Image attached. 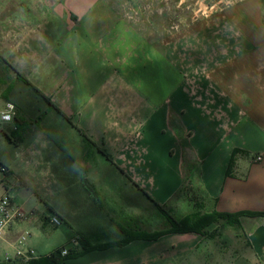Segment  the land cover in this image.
<instances>
[{"label": "crops", "instance_id": "crops-1", "mask_svg": "<svg viewBox=\"0 0 264 264\" xmlns=\"http://www.w3.org/2000/svg\"><path fill=\"white\" fill-rule=\"evenodd\" d=\"M141 1L0 0L5 57L14 59L17 70L25 68L22 74L67 118L45 109L46 116L24 129L25 141L15 149L35 152L39 164L46 162L42 174L46 188L53 180L50 197L72 198V186H78L76 196L88 203L52 202L62 224L47 220L39 226V244L31 233L26 248L37 256L31 261L66 247L70 255L60 264H233L236 254L245 264H264V217H242L240 226L214 224L207 230L213 237H140L169 228L155 220L156 208L144 193L160 205L178 207L186 197L173 198L185 186L203 213H264V0H242L241 8L215 18L216 27L187 24L174 32L168 25L155 27ZM39 4L49 7L43 19ZM128 5L132 14L125 13ZM39 20L45 23L41 36ZM30 130L35 132L28 141ZM77 159L84 160L78 172ZM56 161L68 166L69 172L57 176L69 182L64 187L54 181L55 168L47 167ZM105 179L116 182L112 189ZM196 180L197 198L191 196ZM97 212L106 220L86 221ZM24 223L0 240V262L25 231ZM222 227L232 233L228 242ZM220 241L242 242L247 253ZM104 245L109 247L96 249Z\"/></svg>", "mask_w": 264, "mask_h": 264}, {"label": "rangeland", "instance_id": "rangeland-1", "mask_svg": "<svg viewBox=\"0 0 264 264\" xmlns=\"http://www.w3.org/2000/svg\"><path fill=\"white\" fill-rule=\"evenodd\" d=\"M242 0H142L141 1V8L144 7L145 11L143 13H146L148 16V12H152L150 14V22H155V27H163V25H168V27L171 29L172 32L181 30L183 28V25L189 27H195L196 24H201L202 28L208 29L212 27L217 26L218 20H215V18L219 16L221 18L220 20H223V18H226L228 16V12L231 9H238L242 7ZM48 6L39 4V17L43 19V16L46 15V8ZM49 8V7H48ZM125 13L126 14H132L131 7L125 6ZM208 16V17H206ZM165 20V21H163ZM145 25H148V22L145 20ZM44 20H39V36L42 35V30L44 29ZM221 25V24H220ZM184 26V27H185ZM151 27V26H148ZM238 27V26H237ZM4 40H1L0 43V53L5 56H9V54L4 53ZM13 57V56H12ZM6 58V57H5ZM7 59V58H6ZM8 60V59H7ZM11 63L14 62V59L9 60ZM18 64H22L21 62H18ZM23 67H20L18 69L19 71H23L26 73V69H22ZM20 71V72H21ZM22 73V72H21ZM16 86V96L15 94L13 96L9 95L8 89L10 87ZM18 87L22 88L25 92L24 97H29L31 100H34L32 103L31 108H28L30 110H27L26 114L29 116V120H32L31 122L38 123V120L36 119L38 114L43 113V111H46L45 109H48L46 107V104L40 100L35 94H33L30 90L26 88L22 83H19L16 79V74L13 72L7 65L0 63V105H4L6 102H14L12 100H17L18 98ZM35 101L39 104H36ZM52 116V115H51ZM34 124V123H33ZM40 125V123H39ZM52 125V123H51ZM11 128L13 125L10 126ZM40 128V127H39ZM40 131V130H39ZM35 132V131H34ZM33 130L29 131L26 136V140H30L32 136L34 135ZM27 141V142H28ZM183 145V144H182ZM181 145V146H182ZM53 147V144H50V149ZM63 148V146H61ZM41 149V148H39ZM65 149V146H64ZM88 150V148H87ZM92 150V149H90ZM4 151V152H3ZM9 151V152H8ZM76 152V150L72 151ZM0 153H4L6 158L1 156L0 158L2 161H5L7 165L10 168V175L8 177V185L12 189L11 194L14 198V201L20 204L27 214H33L35 220L33 221V225L31 227L30 224H28V221H25L23 229L22 230H28L30 233H32V239L34 242L39 244V235H35L36 229L39 228V226H44L48 222L50 218L54 216L53 214V203H56V205H63V206H79L84 204V198L79 197L77 192L79 191L77 187L72 186L73 188L71 190H76V193H74V196L71 198L68 195L64 197L63 195H54L53 197H50L48 195V190L52 189L54 186L52 185V181H49L48 187L46 188V181L43 180V174L42 169H45V163L39 164V161L42 159H39V155L34 153H26L23 148L15 149V147L8 145L4 137L0 135ZM92 153H95L94 150H92ZM68 160V159H67ZM71 162L70 160H68ZM77 164H74L73 168H76L75 171L78 172V166L81 164V166H84V163L82 159H77ZM100 161L105 164L104 166L110 168L109 164H107V161L100 157ZM55 166H52L49 164L47 167L51 171L55 168V182L58 183L60 186L64 187L67 185V181L64 180H57V176H59V173L69 172L67 170L68 166H64V164H58V161ZM54 167V168H53ZM194 168V167H193ZM192 168V170H193ZM197 171V168L195 170ZM80 172V171H79ZM197 173V172H196ZM194 172V175H196ZM52 182V183H51ZM106 186H108L109 189H112L113 186L116 184V182L112 181H102ZM191 182V181H190ZM187 185L189 182H186ZM198 181L192 182V194L191 196L194 197H200V186L198 185ZM76 184V182H75ZM94 184V183H93ZM57 187V185L55 186ZM96 186H94L95 188ZM50 188V189H49ZM64 189V188H63ZM67 190V189H66ZM95 198L92 197V205L97 206L98 204L95 203ZM191 198V197H190ZM190 198H185V201L183 203H180L178 207H171L168 206V211L175 216L176 218H182L187 215H190L194 212H200L195 207L193 202L190 200ZM73 200L72 203H69V200ZM87 200V199H86ZM88 202V200H87ZM86 205L88 203H85ZM84 204V205H85ZM153 208V207H152ZM155 212V220H159L162 223H166L167 225H170L168 220L163 216V214L158 211L157 209L153 210ZM200 213H203L202 211ZM106 220L105 214H100V212L92 213L91 215L87 216L86 221H103ZM59 228V227H58ZM229 232L226 231L225 228H221L222 233V240L228 242ZM232 235V233H231ZM230 235V237H231ZM31 238V237H30ZM242 241V240H241ZM243 242V241H242ZM241 243H235L233 242L228 245V243L221 242L220 246L227 245L228 248L231 251H237L240 253H247V247L244 246ZM1 250V245H0ZM3 251V250H1ZM12 252V251H9ZM2 252H0V259L3 258ZM235 261L233 264H245L242 259H240L239 255H234Z\"/></svg>", "mask_w": 264, "mask_h": 264}, {"label": "trees", "instance_id": "trees-1", "mask_svg": "<svg viewBox=\"0 0 264 264\" xmlns=\"http://www.w3.org/2000/svg\"><path fill=\"white\" fill-rule=\"evenodd\" d=\"M0 63L7 65L13 72H15L17 81L19 83H22L24 86H26L28 90H30L40 100H42L46 104L47 108L56 111L62 117L67 119L66 116L56 106H54L51 103L50 99L47 98L36 86H34L26 78L24 74L18 71L13 66V64L9 60H7L4 57V55H2L1 53H0ZM18 90H19L18 97H17L18 99L12 100L14 101L13 103L16 106L15 125L11 124L13 125L12 128L10 127L11 125L6 126L4 132L1 135L2 137H4L5 142L8 145L13 146V147H17L19 146V144L25 141V138L22 132L29 124H31V121H32V120H29V116L26 114V112H28L27 110H30L28 108H31L32 103L34 102V100H31L28 96L24 97L25 96L24 94L26 91H24L21 87L20 88L18 87ZM8 93L11 96H13L14 94L16 96V93H17L16 86L10 87L8 89ZM35 103L39 104L36 101ZM47 113H48L47 111H43V113L38 114L36 119L39 122L42 121V119L44 118V116H46ZM33 123H36V122H33ZM83 137L87 139L84 135ZM237 153L239 152L235 151L233 153V157L230 161L229 171L227 174L230 173V169H231L230 167H232V164L234 163V158ZM0 154L4 158H6L4 153H0ZM106 156L108 157L109 161L113 164L114 162L112 158L108 155ZM0 164L3 166H6L10 170L7 163L5 161H2L1 158H0ZM189 192H190V188L185 187V186L181 187L179 191L177 192V194H175L173 201L178 198H181L182 196L189 198L190 197ZM144 194L154 204L155 208L163 214V216L168 220L170 224L169 228L165 231L158 232V233L151 234V235L140 236L141 239H144V240H155L159 238L160 236L168 234V233H178V234L195 233V234H199V235L206 236V237H213L214 234L208 233L207 230L209 227H211L214 224L224 223L230 226H240V219L242 217H250V218L264 217V213H261V212H239L235 214H229V213H219V212L213 211L211 213L194 212L185 217L176 218L168 211V206H170V204L160 205L157 202H155L148 194L146 193ZM199 206L200 205L197 204L198 208H200ZM115 245H120V244L115 243ZM105 247H109V245L97 246L96 249H101ZM87 250H89L88 246L85 245L84 251H87ZM59 251L53 253L47 258H43V259L36 260V261H31L28 264H60L64 260L65 257H61ZM69 255L70 254H68L66 257H68ZM11 262H0V264H11Z\"/></svg>", "mask_w": 264, "mask_h": 264}, {"label": "built area", "instance_id": "built-area-1", "mask_svg": "<svg viewBox=\"0 0 264 264\" xmlns=\"http://www.w3.org/2000/svg\"><path fill=\"white\" fill-rule=\"evenodd\" d=\"M16 115V107L12 102H7L3 108H0V135L4 132L6 126L13 124ZM257 161H261V157L256 158ZM10 170L0 164V186L3 188V194L0 196V240L5 241L7 234L10 232L15 224H19L25 221L33 222L35 220L33 214H27L22 206L15 203L11 194V188L8 185V177ZM55 226H60L62 220L53 216L49 219ZM31 237V233L28 230L21 232L15 241L11 245V251H7L4 255V262H11L15 259L23 262H29L35 259L36 251L26 248V244ZM61 257H66L69 254V250L63 247L59 251Z\"/></svg>", "mask_w": 264, "mask_h": 264}]
</instances>
